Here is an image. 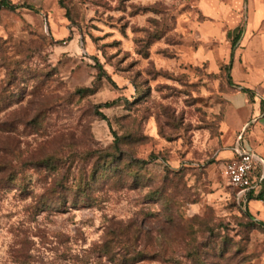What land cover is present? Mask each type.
<instances>
[{
  "label": "rangeland",
  "instance_id": "374dc122",
  "mask_svg": "<svg viewBox=\"0 0 264 264\" xmlns=\"http://www.w3.org/2000/svg\"><path fill=\"white\" fill-rule=\"evenodd\" d=\"M10 1L0 264H264V209L223 174L228 75L194 62L195 3Z\"/></svg>",
  "mask_w": 264,
  "mask_h": 264
},
{
  "label": "crops",
  "instance_id": "0c3cea01",
  "mask_svg": "<svg viewBox=\"0 0 264 264\" xmlns=\"http://www.w3.org/2000/svg\"><path fill=\"white\" fill-rule=\"evenodd\" d=\"M192 2L201 17L194 23L198 38L194 62L206 63L212 74L227 70L223 132L229 149L223 153L225 164L238 149L264 161V0ZM256 173L260 182L261 168ZM263 187L264 180L252 190L255 198ZM249 207L256 214L262 212L264 199L250 201Z\"/></svg>",
  "mask_w": 264,
  "mask_h": 264
},
{
  "label": "built area",
  "instance_id": "2783aa9c",
  "mask_svg": "<svg viewBox=\"0 0 264 264\" xmlns=\"http://www.w3.org/2000/svg\"><path fill=\"white\" fill-rule=\"evenodd\" d=\"M258 168H261L260 182L256 180ZM223 174L239 196L247 200L248 194L256 190L264 180V161L253 153L238 149L237 155L225 165Z\"/></svg>",
  "mask_w": 264,
  "mask_h": 264
},
{
  "label": "trees",
  "instance_id": "16d2710c",
  "mask_svg": "<svg viewBox=\"0 0 264 264\" xmlns=\"http://www.w3.org/2000/svg\"><path fill=\"white\" fill-rule=\"evenodd\" d=\"M0 6L6 10L9 11H15L17 9V6L14 5L10 0H0ZM111 104H106L105 107H110ZM254 192H250L247 196L248 202L253 201V200H263L264 198V187L262 189V192L259 197H254L253 195ZM262 227V224H259Z\"/></svg>",
  "mask_w": 264,
  "mask_h": 264
}]
</instances>
